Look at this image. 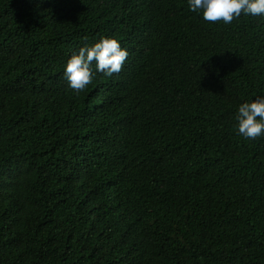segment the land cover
<instances>
[{
    "label": "trees",
    "instance_id": "trees-1",
    "mask_svg": "<svg viewBox=\"0 0 264 264\" xmlns=\"http://www.w3.org/2000/svg\"><path fill=\"white\" fill-rule=\"evenodd\" d=\"M129 53L79 94L73 53ZM264 17L188 0H0V264H264Z\"/></svg>",
    "mask_w": 264,
    "mask_h": 264
},
{
    "label": "clouds",
    "instance_id": "clouds-1",
    "mask_svg": "<svg viewBox=\"0 0 264 264\" xmlns=\"http://www.w3.org/2000/svg\"><path fill=\"white\" fill-rule=\"evenodd\" d=\"M188 3L191 11L202 12L203 19L213 24L222 21L230 25L242 14L264 17V0H188ZM128 55L117 39L101 37L71 55L64 68V77L70 88L79 94L92 83L95 72L109 78L119 74ZM235 118L238 132L244 139L255 140L264 135V95L240 104Z\"/></svg>",
    "mask_w": 264,
    "mask_h": 264
}]
</instances>
